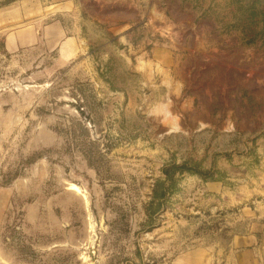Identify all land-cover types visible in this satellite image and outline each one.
Returning <instances> with one entry per match:
<instances>
[{"label": "rangeland", "instance_id": "1", "mask_svg": "<svg viewBox=\"0 0 264 264\" xmlns=\"http://www.w3.org/2000/svg\"><path fill=\"white\" fill-rule=\"evenodd\" d=\"M66 1L0 0V264H231L264 203V0ZM54 20L69 59L10 46Z\"/></svg>", "mask_w": 264, "mask_h": 264}, {"label": "crops", "instance_id": "2", "mask_svg": "<svg viewBox=\"0 0 264 264\" xmlns=\"http://www.w3.org/2000/svg\"><path fill=\"white\" fill-rule=\"evenodd\" d=\"M63 7L65 9V4ZM8 40L10 46L17 50L41 45L48 52H58L64 60L69 59L77 47L76 39L66 35L62 23L55 20L48 24L21 28L8 34ZM242 215L250 220L246 226H241L242 230L233 232L229 261L231 264H264V203L257 201L248 214Z\"/></svg>", "mask_w": 264, "mask_h": 264}, {"label": "bare ground", "instance_id": "3", "mask_svg": "<svg viewBox=\"0 0 264 264\" xmlns=\"http://www.w3.org/2000/svg\"><path fill=\"white\" fill-rule=\"evenodd\" d=\"M70 190L76 193L79 192V189L75 185H70Z\"/></svg>", "mask_w": 264, "mask_h": 264}]
</instances>
